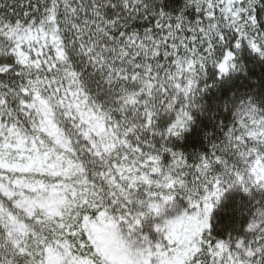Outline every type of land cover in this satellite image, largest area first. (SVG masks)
I'll use <instances>...</instances> for the list:
<instances>
[{
    "label": "snow or ice",
    "instance_id": "obj_1",
    "mask_svg": "<svg viewBox=\"0 0 264 264\" xmlns=\"http://www.w3.org/2000/svg\"><path fill=\"white\" fill-rule=\"evenodd\" d=\"M0 264H264V0H0Z\"/></svg>",
    "mask_w": 264,
    "mask_h": 264
},
{
    "label": "trees",
    "instance_id": "obj_2",
    "mask_svg": "<svg viewBox=\"0 0 264 264\" xmlns=\"http://www.w3.org/2000/svg\"><path fill=\"white\" fill-rule=\"evenodd\" d=\"M167 2L169 4H171L172 6H175V4L179 3V0H167ZM249 67L252 69V76L254 78H258L261 74V71H262L261 66L257 63H254V64L250 65ZM235 75H236L237 79H239V77L242 76L243 74L237 73ZM240 82L243 83V81H240ZM197 118H198V122L201 124V127L203 130L210 131V132L214 131V129L212 128V121L210 118L201 117V116H199V114H198ZM177 145H178V147L181 148V150H185V151H189V150H192V149L197 148V147L206 146V145H203L202 137H201L200 141H194L191 138L181 139V140L177 141ZM215 211L216 210H214V212ZM216 223L217 224L226 223L222 213L218 214Z\"/></svg>",
    "mask_w": 264,
    "mask_h": 264
}]
</instances>
